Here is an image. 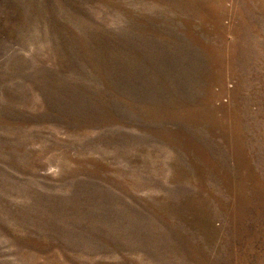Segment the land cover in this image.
Instances as JSON below:
<instances>
[{
    "label": "rangeland",
    "instance_id": "obj_1",
    "mask_svg": "<svg viewBox=\"0 0 264 264\" xmlns=\"http://www.w3.org/2000/svg\"><path fill=\"white\" fill-rule=\"evenodd\" d=\"M0 264H264V0H0Z\"/></svg>",
    "mask_w": 264,
    "mask_h": 264
}]
</instances>
